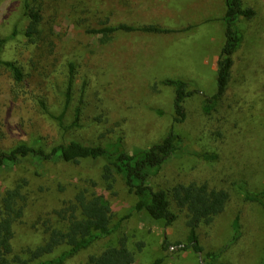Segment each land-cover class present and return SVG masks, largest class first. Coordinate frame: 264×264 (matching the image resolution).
Here are the masks:
<instances>
[{
  "label": "rangeland",
  "instance_id": "rangeland-1",
  "mask_svg": "<svg viewBox=\"0 0 264 264\" xmlns=\"http://www.w3.org/2000/svg\"><path fill=\"white\" fill-rule=\"evenodd\" d=\"M43 22L33 39L24 0H0V35L8 38L2 59L23 71L17 81L0 65V151L20 142L47 147L76 138L86 144L120 142L130 153L146 150L174 125L175 88L166 78L183 79L193 94L184 102L186 119L174 125L182 143L150 184L169 190L178 183H208L225 189L226 209L196 236L202 252L163 247L191 240L187 212L172 201L176 221L167 226L146 211L134 210V197L122 180L110 190L101 162L81 164L25 160L0 172V197L20 178L29 185L28 206L15 227V249L34 247L56 226L79 189L104 193L113 209L111 235L97 239L64 264H86L88 257L126 235L134 264H264V211L241 190H264V0H243L252 18L240 17L243 40L234 53L228 89L210 112L203 106L217 91V61L226 40L225 0H39ZM156 24L167 33L119 30L108 41L93 29ZM75 64L71 100L64 122L81 106L79 125L64 131L54 118L65 110ZM67 210V209H66ZM66 212V211H65ZM240 218L235 239L233 221ZM59 248L44 259L58 256ZM212 254L211 256H208ZM214 263V264H215Z\"/></svg>",
  "mask_w": 264,
  "mask_h": 264
},
{
  "label": "trees",
  "instance_id": "trees-1",
  "mask_svg": "<svg viewBox=\"0 0 264 264\" xmlns=\"http://www.w3.org/2000/svg\"><path fill=\"white\" fill-rule=\"evenodd\" d=\"M224 16L226 40L217 61V91L204 102V110L210 113L225 95L231 81L234 66V53L241 44L243 36L237 27L240 17L252 18L255 11L246 8L243 0H225ZM24 15L29 19L26 35L33 39L40 33L43 22L42 5L39 0H24ZM119 30L142 31L149 33H167L171 30L156 24H146L140 27L129 24L105 26L93 29L94 33L103 34L102 41H108L112 34ZM8 38L0 35V65L7 66L17 81L24 78L23 71L14 61L2 59V51ZM75 64L69 63L70 80L66 92L65 110L60 116H54L59 126L67 131L80 122L81 106L75 108L74 120L70 126L64 122L65 113L71 100L72 75ZM164 85L175 88L173 124L186 119L184 102L193 92L188 90L189 83L177 78H166ZM172 125L167 132L146 150L130 153L120 142L110 144H86L76 138L56 142L49 147L42 144L20 142L8 151H0V172L13 168L25 160L40 166L44 163L81 164L85 160L101 162V179L106 187L112 190L116 183L122 180L127 192L134 197V210L146 211L155 219L172 225L177 214L172 209V201L180 209L187 212V226L190 229L189 243L176 242L171 244L165 237L163 247H177L181 250L192 249L202 252L203 246L196 236V230L201 225H210L216 216L227 207L230 195L225 189L212 188L208 183H178L171 189L156 188L150 184L152 177L158 175L163 166L173 157L182 143L181 135ZM29 181L20 178L15 186L7 189L0 197V264H64L65 261L79 252L87 249L97 239L111 235L113 227V209L110 200L104 193L79 189L74 202L59 212L62 220L56 226L45 229L47 236L34 247L28 246L23 251L15 249V227L24 216L28 206L29 194L25 193ZM246 199L258 202L264 211V190L259 193L245 191ZM66 211V212H65ZM235 239L241 233L240 218L233 221ZM66 248L58 256L51 259L44 257L54 254L59 248ZM209 254L208 256H211ZM136 253L128 246L126 235H122L117 244L109 245L100 253L88 257L86 264H134ZM161 259L151 264H161ZM215 262L210 260V264ZM216 264V263H215Z\"/></svg>",
  "mask_w": 264,
  "mask_h": 264
}]
</instances>
